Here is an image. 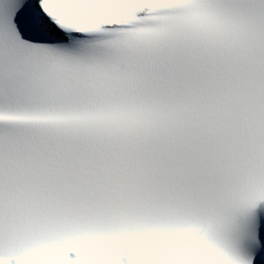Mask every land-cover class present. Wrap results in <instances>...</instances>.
<instances>
[{
  "label": "snow or ice",
  "instance_id": "snow-or-ice-1",
  "mask_svg": "<svg viewBox=\"0 0 264 264\" xmlns=\"http://www.w3.org/2000/svg\"><path fill=\"white\" fill-rule=\"evenodd\" d=\"M0 264H264V0H0Z\"/></svg>",
  "mask_w": 264,
  "mask_h": 264
}]
</instances>
